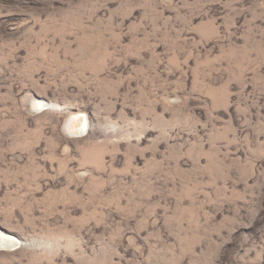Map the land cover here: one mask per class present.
Here are the masks:
<instances>
[{
  "label": "rangeland",
  "instance_id": "374dc122",
  "mask_svg": "<svg viewBox=\"0 0 264 264\" xmlns=\"http://www.w3.org/2000/svg\"><path fill=\"white\" fill-rule=\"evenodd\" d=\"M0 233V264H264V0H0Z\"/></svg>",
  "mask_w": 264,
  "mask_h": 264
},
{
  "label": "bare ground",
  "instance_id": "6f19581e",
  "mask_svg": "<svg viewBox=\"0 0 264 264\" xmlns=\"http://www.w3.org/2000/svg\"><path fill=\"white\" fill-rule=\"evenodd\" d=\"M85 124L82 125V130L86 129ZM18 244H19L18 240L15 239L14 237L0 233V247H2L3 249H5V247H8V246L14 247V249H15L19 246ZM11 250H12V248H11Z\"/></svg>",
  "mask_w": 264,
  "mask_h": 264
},
{
  "label": "water",
  "instance_id": "95a60500",
  "mask_svg": "<svg viewBox=\"0 0 264 264\" xmlns=\"http://www.w3.org/2000/svg\"><path fill=\"white\" fill-rule=\"evenodd\" d=\"M13 246H14V245H13ZM5 248H10V249L12 248V249H14V247H11V246H8V247H5Z\"/></svg>",
  "mask_w": 264,
  "mask_h": 264
}]
</instances>
